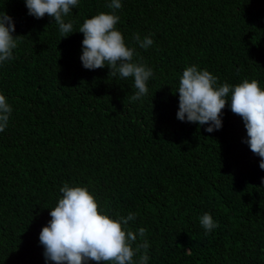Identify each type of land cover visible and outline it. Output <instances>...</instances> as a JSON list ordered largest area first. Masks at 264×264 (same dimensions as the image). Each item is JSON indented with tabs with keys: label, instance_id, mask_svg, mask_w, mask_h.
<instances>
[{
	"label": "trees",
	"instance_id": "1",
	"mask_svg": "<svg viewBox=\"0 0 264 264\" xmlns=\"http://www.w3.org/2000/svg\"><path fill=\"white\" fill-rule=\"evenodd\" d=\"M109 3L79 0L66 22L78 31ZM121 3L116 27L154 72L136 101L133 78L82 66V33L61 38L24 0H0L22 36L0 65L13 109L0 132V264H46L39 232L64 183L87 187L113 216L135 213L129 227L147 229V264H264V170L242 119L226 106L208 133L176 118L187 66L264 88V0ZM135 33L153 45L139 48ZM204 213L218 223L208 234Z\"/></svg>",
	"mask_w": 264,
	"mask_h": 264
},
{
	"label": "clouds",
	"instance_id": "2",
	"mask_svg": "<svg viewBox=\"0 0 264 264\" xmlns=\"http://www.w3.org/2000/svg\"><path fill=\"white\" fill-rule=\"evenodd\" d=\"M28 14L41 19L50 17L58 27L61 38L74 32L83 34L80 61L88 70L108 67V76L121 79L133 78L137 90L130 100L136 101L148 93L147 82L154 72L139 57L134 47L126 42L123 33L116 27L120 17L121 0H110L111 12H100L84 19L78 31L74 22L68 20L79 0H24ZM12 17L0 11V65L11 61L13 50L22 36L16 35ZM139 48L147 50L154 41L151 34L135 33L132 37ZM218 77L207 69L191 65L184 68L178 84V111L176 118L181 122L207 125L211 133L222 127L223 110L230 107L239 116L246 129V143L250 151L260 158L259 167L264 170V88L256 79H243L231 85L218 83ZM12 106L0 93V132L9 124ZM264 184V178H261ZM62 194L50 209L51 219L39 232V244L43 247L45 262L52 264H147L149 243L147 229L132 230L129 222L136 219L135 213L127 216L109 213L85 186H70L59 189ZM200 224L205 234L218 227L211 214L204 213ZM139 238V239H138ZM135 258V259H134Z\"/></svg>",
	"mask_w": 264,
	"mask_h": 264
}]
</instances>
